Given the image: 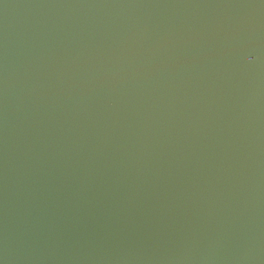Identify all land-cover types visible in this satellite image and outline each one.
Here are the masks:
<instances>
[{
    "label": "water",
    "instance_id": "1",
    "mask_svg": "<svg viewBox=\"0 0 264 264\" xmlns=\"http://www.w3.org/2000/svg\"><path fill=\"white\" fill-rule=\"evenodd\" d=\"M0 264H264V0H0Z\"/></svg>",
    "mask_w": 264,
    "mask_h": 264
}]
</instances>
